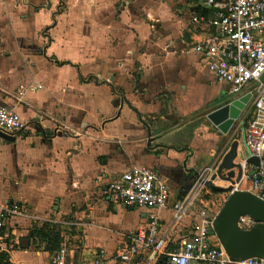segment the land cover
Here are the masks:
<instances>
[{
	"label": "crops",
	"instance_id": "0c3cea01",
	"mask_svg": "<svg viewBox=\"0 0 264 264\" xmlns=\"http://www.w3.org/2000/svg\"><path fill=\"white\" fill-rule=\"evenodd\" d=\"M202 2L0 0V106L24 123L14 141L0 138V203L25 213L8 231L10 264H50L62 247L84 264L97 255L120 264L147 214L104 189L133 166L168 186L158 216L177 239L170 204L194 174L217 165L232 141L236 160L246 155L237 121L223 133L207 118L232 97L190 48L205 35L191 23ZM212 187L251 188L242 177L232 186L214 177L205 197L216 213L229 192ZM68 228L75 245L66 244Z\"/></svg>",
	"mask_w": 264,
	"mask_h": 264
},
{
	"label": "built area",
	"instance_id": "2783aa9c",
	"mask_svg": "<svg viewBox=\"0 0 264 264\" xmlns=\"http://www.w3.org/2000/svg\"><path fill=\"white\" fill-rule=\"evenodd\" d=\"M201 8L193 13L191 23L196 34L205 35L193 41L190 48L215 79L226 84L232 100L249 95L235 120L242 127L246 151L241 160L242 178L264 201V0H203ZM23 126L13 109L0 106L1 133L16 137ZM248 157H256L258 164L245 163ZM218 164L197 171L187 189L170 204L171 227L181 232L177 239L162 232L158 213L168 205L169 188L155 170L133 166L107 182L104 193L109 201L145 209L147 214L146 224L129 236V243L117 254L120 264H264V257L232 260L214 232L216 211L205 195ZM23 216L20 204L0 203V253L13 248L8 231L17 224L14 219ZM34 221L40 218L34 217ZM237 225L249 229L253 220L240 216ZM101 259L102 255H97L92 264H101ZM50 264L84 263L69 257L62 247Z\"/></svg>",
	"mask_w": 264,
	"mask_h": 264
},
{
	"label": "water",
	"instance_id": "95a60500",
	"mask_svg": "<svg viewBox=\"0 0 264 264\" xmlns=\"http://www.w3.org/2000/svg\"><path fill=\"white\" fill-rule=\"evenodd\" d=\"M248 100L249 95L233 99L209 112L207 118L221 132L226 133ZM0 138L6 141L15 140V136L1 132ZM236 145L237 143L232 141L214 174V177L229 181L231 186L239 183L242 177V161L236 160ZM245 163L257 165L258 159L248 157ZM207 185L211 186V182ZM212 188L229 192L212 223L214 232L227 255L235 261L249 257H264V201L248 190H231V187ZM240 216H249L253 220V225L249 229H240L237 225Z\"/></svg>",
	"mask_w": 264,
	"mask_h": 264
},
{
	"label": "rangeland",
	"instance_id": "374dc122",
	"mask_svg": "<svg viewBox=\"0 0 264 264\" xmlns=\"http://www.w3.org/2000/svg\"><path fill=\"white\" fill-rule=\"evenodd\" d=\"M246 185H242L241 184V186H240V188H244ZM216 201V200H215ZM75 231L74 230H72L71 228H70V230H65L64 229V231H63V235H64V237H65V241H66V244L69 242V241H73V242H71L73 245H75V243H77L74 239V237H73V235H75ZM70 243V242H69ZM69 245V244H68Z\"/></svg>",
	"mask_w": 264,
	"mask_h": 264
},
{
	"label": "trees",
	"instance_id": "16d2710c",
	"mask_svg": "<svg viewBox=\"0 0 264 264\" xmlns=\"http://www.w3.org/2000/svg\"><path fill=\"white\" fill-rule=\"evenodd\" d=\"M42 232V230H40ZM39 231V232H40ZM48 236V235H47ZM57 236H53L52 240L50 239L51 242L55 243L57 240ZM0 264H10L7 260V256L5 255V253H0Z\"/></svg>",
	"mask_w": 264,
	"mask_h": 264
}]
</instances>
